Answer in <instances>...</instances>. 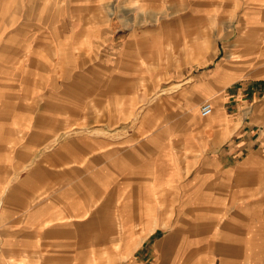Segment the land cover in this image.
<instances>
[{
    "label": "crops",
    "instance_id": "0c3cea01",
    "mask_svg": "<svg viewBox=\"0 0 264 264\" xmlns=\"http://www.w3.org/2000/svg\"><path fill=\"white\" fill-rule=\"evenodd\" d=\"M238 5L244 30L229 45L237 63L213 70L214 116L186 108L170 115L184 125L140 128L141 141L115 149L87 137L39 155L60 118L48 117L45 132L43 112L28 103L36 96L22 97L10 63H0V104L9 92L21 100L0 106V264H264V0ZM5 6L0 62L15 21Z\"/></svg>",
    "mask_w": 264,
    "mask_h": 264
},
{
    "label": "rangeland",
    "instance_id": "374dc122",
    "mask_svg": "<svg viewBox=\"0 0 264 264\" xmlns=\"http://www.w3.org/2000/svg\"><path fill=\"white\" fill-rule=\"evenodd\" d=\"M232 1L146 0L140 12L141 0H2L4 14L15 21L4 40L8 58L1 56L0 63H10L5 73L22 97L36 96L28 103L34 113L43 112L45 132L51 131L48 117L60 118L59 133L45 139L39 155L87 137L107 140L110 149L130 138L141 141L140 128L180 127L182 121L170 115L187 108L200 116L206 100L214 106L212 118L213 70L222 62L235 67L237 54L229 45L245 25L241 0ZM138 63L141 69L133 67ZM195 87L209 98L198 103ZM17 93H8L2 110L15 109ZM33 112L29 125L36 122Z\"/></svg>",
    "mask_w": 264,
    "mask_h": 264
},
{
    "label": "built area",
    "instance_id": "2783aa9c",
    "mask_svg": "<svg viewBox=\"0 0 264 264\" xmlns=\"http://www.w3.org/2000/svg\"><path fill=\"white\" fill-rule=\"evenodd\" d=\"M213 111L214 107L210 102H205L200 108L201 115L204 117L211 115Z\"/></svg>",
    "mask_w": 264,
    "mask_h": 264
},
{
    "label": "bare ground",
    "instance_id": "6f19581e",
    "mask_svg": "<svg viewBox=\"0 0 264 264\" xmlns=\"http://www.w3.org/2000/svg\"><path fill=\"white\" fill-rule=\"evenodd\" d=\"M1 8H2V7H1ZM0 14H1V11H0ZM11 17L14 18L15 16H11ZM210 103H211V102H210ZM211 104H212V103H211ZM212 105H213V104H212ZM213 107H214V106H213ZM212 114H213V113H212ZM212 114H211V115H212ZM211 115H210V116H211Z\"/></svg>",
    "mask_w": 264,
    "mask_h": 264
}]
</instances>
